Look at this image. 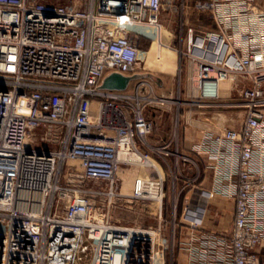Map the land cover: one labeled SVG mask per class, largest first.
I'll return each instance as SVG.
<instances>
[{
	"label": "built area",
	"instance_id": "1",
	"mask_svg": "<svg viewBox=\"0 0 264 264\" xmlns=\"http://www.w3.org/2000/svg\"><path fill=\"white\" fill-rule=\"evenodd\" d=\"M175 1L0 0V264H164L174 243L185 264H264V0H180L211 26L178 38L162 20ZM156 40L180 71L184 58L187 98L157 96L146 79L101 88L131 76ZM234 88L238 101L224 102ZM155 104L176 109L161 144L146 115ZM193 107L240 108V122L204 126L184 148L180 110ZM212 196L232 204L227 232L203 227ZM122 206L157 224L122 223Z\"/></svg>",
	"mask_w": 264,
	"mask_h": 264
},
{
	"label": "rangeland",
	"instance_id": "2",
	"mask_svg": "<svg viewBox=\"0 0 264 264\" xmlns=\"http://www.w3.org/2000/svg\"><path fill=\"white\" fill-rule=\"evenodd\" d=\"M66 0H62L64 2ZM176 10L169 12L166 10L163 13V27L169 33L173 31L176 33V38H178V33L182 29L183 36L186 35V31L188 27H194L196 25H204L211 26V21L206 14L203 13H188L182 10L180 0H176ZM186 10V9H185ZM186 23V24H185ZM181 25H183L181 27ZM147 35L146 38L142 40V49L147 50L152 45L153 32L152 30L145 32ZM176 46H178V40L175 42ZM183 48H185L183 46ZM174 54V53H173ZM171 53L167 52L163 54V59L160 57L149 55L146 60L143 62L146 68L151 65V70L143 69L141 66V62L138 63V68H136L131 76H134L133 79L130 80L128 87L124 90L127 92L134 91V85L140 79L148 80L155 89V94L160 97L165 98H187V89L189 87L188 81V73L184 69V58L182 60V70L179 68V55L175 56V62L177 59L178 64L175 65L171 58ZM149 63V65H146ZM230 97L222 98L224 102L229 101H238V92L236 88H234L230 92ZM184 111H187L185 109ZM184 111L180 110L183 117L180 118V133L179 138L181 144L184 148L190 146L191 142L197 139L199 136L200 129L210 126L211 128L224 126H237L240 122L241 117V109L240 108H229V107H218L215 109H202L198 107H193L191 122L187 121V115ZM201 112H204L201 114ZM176 113V109L173 104H164V105H154L149 108L146 112V115L151 118L154 122V130L150 137L152 143H163L165 141H169L171 139L172 128L174 124V114ZM204 127V128H205ZM173 147V146H172ZM185 154L190 155L191 157L194 155L186 149L183 150ZM152 159H155V155L153 153H149ZM167 173V183L170 185L171 182V173L169 169L166 168ZM132 178V174L128 175L126 178V182H130ZM182 183H179L181 186ZM128 187V184L126 185ZM188 191H184L180 196V199L183 198L184 194ZM167 199H170V186L167 188ZM168 222L171 220V216L167 213L165 215ZM179 216V214H178ZM114 217L120 219V221L126 225H140L143 227H153L157 224V219L155 215H149L148 213H142L136 209L129 210L124 208L123 206L114 211ZM203 223V227L210 229L212 232H227L230 228V222L232 217V204L230 200H226L220 198L219 196H212L209 200V203L206 207V216ZM168 231L170 232L172 226L168 224ZM178 234V233H177ZM180 250L177 243L173 244V248L168 250L164 254V264H185L180 256ZM178 258V259H177ZM177 259V261L175 260Z\"/></svg>",
	"mask_w": 264,
	"mask_h": 264
},
{
	"label": "bare ground",
	"instance_id": "3",
	"mask_svg": "<svg viewBox=\"0 0 264 264\" xmlns=\"http://www.w3.org/2000/svg\"><path fill=\"white\" fill-rule=\"evenodd\" d=\"M157 33H158V31H157ZM158 40V39H157ZM156 40V45L158 46V47H160V44H159V41H157ZM154 47H155V44H153V48L150 50V51H147L145 54H144V58H143V61L141 62V64L143 65V66H141L142 68H144V69H146V70H151V69H153L154 68V66L156 65V64H154L153 65V68H151V65H149V63H146V65H149L148 67H150V69L149 68H146L145 67V64L143 63L145 60H146V58L149 56V55H154V56H158V57H160L161 58V60H164L163 59V54H165V53H167V52H170L171 53V58H172V60H173V64H174V70H175V65H176V62H175V56H174V54H173V52H172V50H170V49H168L167 47H160V48H156V49H154ZM164 61H166V60H164ZM155 69V68H154ZM231 89V82H229V81H223V82H220L219 83V90H220V93L221 94H223V95H225V94H228V90H230ZM191 90L194 92V88L191 86ZM168 102H172L171 100H168ZM187 121L188 122H191V117L190 118H188L187 119ZM134 159H138L137 157H134ZM128 184H129V182H128ZM195 216V215H194ZM189 220L190 221H192V222H195V220H194V218L192 217H190L189 218ZM154 261H155V263H157V264H162V259H161V256H160V254H156L155 255V257H154Z\"/></svg>",
	"mask_w": 264,
	"mask_h": 264
},
{
	"label": "water",
	"instance_id": "4",
	"mask_svg": "<svg viewBox=\"0 0 264 264\" xmlns=\"http://www.w3.org/2000/svg\"><path fill=\"white\" fill-rule=\"evenodd\" d=\"M134 76H123L119 73H111L104 77L101 88L123 90Z\"/></svg>",
	"mask_w": 264,
	"mask_h": 264
},
{
	"label": "crops",
	"instance_id": "5",
	"mask_svg": "<svg viewBox=\"0 0 264 264\" xmlns=\"http://www.w3.org/2000/svg\"><path fill=\"white\" fill-rule=\"evenodd\" d=\"M206 216V215H205ZM206 218V217H205ZM205 220V219H204ZM207 229V228H206ZM208 231L212 232L210 229H207ZM259 257L261 259H264V243L259 247L258 249Z\"/></svg>",
	"mask_w": 264,
	"mask_h": 264
}]
</instances>
